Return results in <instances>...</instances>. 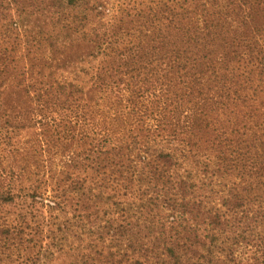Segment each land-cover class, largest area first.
<instances>
[{"label":"trees","instance_id":"16d2710c","mask_svg":"<svg viewBox=\"0 0 264 264\" xmlns=\"http://www.w3.org/2000/svg\"><path fill=\"white\" fill-rule=\"evenodd\" d=\"M62 259L264 264V0H0V264Z\"/></svg>","mask_w":264,"mask_h":264},{"label":"rangeland","instance_id":"374dc122","mask_svg":"<svg viewBox=\"0 0 264 264\" xmlns=\"http://www.w3.org/2000/svg\"><path fill=\"white\" fill-rule=\"evenodd\" d=\"M51 131H53V130H51ZM30 135V134H29ZM54 148H53V150L55 149V150H59V147L58 146H53ZM47 155V154H46ZM48 156V155H47ZM61 158H59V159H56L55 160V165L53 166V170H58V169H60V167H58L57 165L58 164H60L59 163V160H60ZM49 166V165H48ZM49 196V195H48ZM48 219V218H47ZM44 232H46V231H44ZM68 260L67 259H62V261H60L59 262V264H68Z\"/></svg>","mask_w":264,"mask_h":264}]
</instances>
